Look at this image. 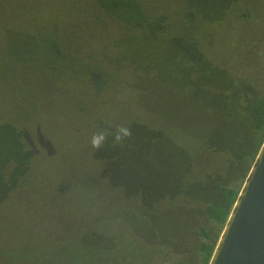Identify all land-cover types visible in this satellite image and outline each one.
Returning <instances> with one entry per match:
<instances>
[{
    "label": "rangeland",
    "instance_id": "374dc122",
    "mask_svg": "<svg viewBox=\"0 0 264 264\" xmlns=\"http://www.w3.org/2000/svg\"><path fill=\"white\" fill-rule=\"evenodd\" d=\"M45 1L68 17L55 24L63 54H34L40 42L22 40L13 44L20 57L7 60L14 69L0 70V153L6 144L15 152L0 157V170L14 172L16 152H33L18 187L0 195V230L16 227L7 241L22 248L16 264L157 262L146 248L151 236L179 244L197 207L196 224L211 231L205 207L220 206L221 187L240 189L250 167L229 151H251L261 141L236 91L252 87L264 69L248 48V24L238 17L211 22L220 0L208 7L137 0L169 26L163 34H133L94 0ZM39 4L19 3L32 11ZM232 10L233 18L248 11L264 20V0H238ZM8 45L0 42V60ZM197 47L213 56L206 65L188 64ZM121 126L131 137L114 144L109 135L99 150L91 147L93 134ZM48 230L83 231L91 245L55 248L44 242Z\"/></svg>",
    "mask_w": 264,
    "mask_h": 264
},
{
    "label": "trees",
    "instance_id": "16d2710c",
    "mask_svg": "<svg viewBox=\"0 0 264 264\" xmlns=\"http://www.w3.org/2000/svg\"><path fill=\"white\" fill-rule=\"evenodd\" d=\"M217 1L218 0H197L201 7H208L213 2L217 3ZM220 1L221 2L216 12L214 11V15L209 17V20L214 23H220L228 18L230 22H234L238 17L240 23H247L249 33L251 34L250 38L252 39L248 42V48L256 56V58L261 61L262 67H264V20L259 21L248 11L239 12L237 16L233 18L232 13L234 14V10L232 9L236 3H238V0ZM94 2L100 6V10L103 11V13L110 16V19L123 24L126 30L132 32L133 34H140L141 32H145L147 34L160 32L163 34L169 26L166 19L161 16H157V14L154 13L153 15L150 14L146 8L139 5L137 0H94ZM19 3H22V0H0V42L4 41L9 44L5 50V59L0 60V70L2 72L14 69L10 64L15 63V61L12 59L10 63H8L7 60L10 58L15 59L20 57L19 51L13 47V44L22 40L31 39L32 41L40 42V44L35 47L34 54H39L40 52L37 51L40 49H45V53H47V55L59 57L64 52V49H62V44H64V42L61 35L58 34V27L55 25L68 20V17L64 15V12L62 11V7L59 5L54 9L51 8L49 2L40 0V4L34 11H32L20 6ZM123 7H127L128 10L123 11L118 9ZM188 13V18L192 19L194 17V12L189 11ZM54 17L57 18V22L51 21ZM84 25L86 26L87 22H85ZM118 26L119 25H117V27ZM47 28L54 29L58 36L54 31H44ZM29 49L30 48H25L23 51H28ZM190 51L191 53L189 54L190 57L188 64L203 66L206 65L207 61L209 62L212 60L211 58L213 56H207V49L202 51L199 47H197L191 49ZM252 66H255L254 61L252 62ZM93 76L95 78L93 83H98L100 75L93 74ZM259 78L262 79V83H260ZM252 80H256L252 87L238 88L236 91H238L242 101L239 111L247 117L250 122V127L261 134V141L259 145L251 151H246L242 148L229 151L230 155H232L236 161H245L246 159H249L250 167L254 162L264 140V69L261 71L259 76H254ZM12 151L13 146L11 144H6L0 153V157H14L15 152ZM32 156L33 152H16L17 167L14 172L13 169H9L8 172L3 169L0 170L1 196H4L18 187L17 181L21 175L27 171V161H29ZM250 167L246 172L243 182L250 170ZM9 186L13 187L9 188ZM221 188L222 191L225 192L226 197L223 199V202L219 204L220 206L214 207L207 205L204 209L206 218L212 220L213 229L208 232L200 224H196V219L200 214L197 212V207L191 225H187V228L190 227L191 229L188 233L187 231H185V233L183 232L184 235L181 236L179 244L175 241H165L160 237L151 236L153 244L148 241L146 248L154 251L153 253H156L155 260L157 262L147 264L209 263L216 243L241 189L233 190L226 187ZM24 197L25 196H21V198ZM154 200L155 199L151 200V202ZM192 201L195 202L197 206L198 203L202 202L199 200ZM190 214L191 212L189 215ZM125 223L127 224V221H125ZM84 226V231L86 233L92 231L88 223L85 222ZM15 229V226H8L5 229L0 230V263L2 264H16L19 262L14 259L17 255L21 254L20 249L22 248L8 245L7 243V241L12 237L10 233H12ZM82 232L79 231L80 234H82ZM46 233L47 238L44 242L47 241L48 244L53 243L54 247L58 249L76 247L79 251H82L91 245V236L89 234L80 235L75 232L73 236H69L64 231L58 233L52 230H48ZM23 249L25 250L27 248ZM29 258L30 256L27 255L22 260H28Z\"/></svg>",
    "mask_w": 264,
    "mask_h": 264
},
{
    "label": "water",
    "instance_id": "95a60500",
    "mask_svg": "<svg viewBox=\"0 0 264 264\" xmlns=\"http://www.w3.org/2000/svg\"><path fill=\"white\" fill-rule=\"evenodd\" d=\"M208 264H264V140Z\"/></svg>",
    "mask_w": 264,
    "mask_h": 264
},
{
    "label": "clouds",
    "instance_id": "9594fccd",
    "mask_svg": "<svg viewBox=\"0 0 264 264\" xmlns=\"http://www.w3.org/2000/svg\"><path fill=\"white\" fill-rule=\"evenodd\" d=\"M109 135L113 136V143H122L126 138L131 137L132 132L130 128L121 126L116 129L114 133H108L106 131H101L99 133L93 134L90 139L91 147L95 150H99L103 144L108 139Z\"/></svg>",
    "mask_w": 264,
    "mask_h": 264
}]
</instances>
